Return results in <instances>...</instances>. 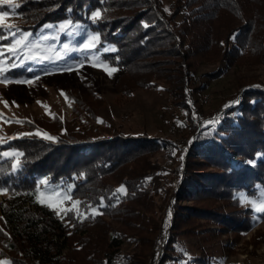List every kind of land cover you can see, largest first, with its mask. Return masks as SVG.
I'll use <instances>...</instances> for the list:
<instances>
[{"label": "trees", "instance_id": "16d2710c", "mask_svg": "<svg viewBox=\"0 0 264 264\" xmlns=\"http://www.w3.org/2000/svg\"><path fill=\"white\" fill-rule=\"evenodd\" d=\"M21 5L34 11L35 31L45 23L71 20L90 33H99L100 56L122 68L121 76L128 80L122 90L119 81L122 85L123 79H118L121 95L128 94L130 86L146 88L163 80L172 104L182 107L187 118L193 110L197 89L193 78L199 63L241 65L248 58L264 63V0H25ZM97 9L103 19L93 23L91 12ZM54 135L55 140L18 137L15 142L21 143L24 154L20 170L13 172L8 162L0 166V187L8 193L0 206L4 233L0 244L9 251L10 260L14 264H69L61 251L65 246L79 254L84 264H113L112 256L123 240L155 252L164 226L154 210L153 196L164 197L167 190L157 180L159 166L151 156L166 144L143 132L112 130L101 136L74 130ZM234 157L243 163L234 167ZM204 166L216 170H199ZM174 173L180 177L175 192L179 200L193 192L199 196L222 190L231 194L245 189L246 181L250 188L262 184L264 86L244 90L220 121L200 129L185 152L183 167ZM43 178L62 191L71 186L70 201H80L78 209L72 207L65 215L68 207L56 210L41 203L38 181ZM121 185L126 194L117 200L113 193ZM16 197L35 210L15 207ZM101 198L103 207H99ZM90 205L98 212L78 219L77 212L83 215ZM174 209L168 243L183 217L212 218L210 210L196 206L186 208V213L184 208ZM164 253L160 259L166 258ZM120 257L125 264L132 256ZM173 259L182 264L179 258ZM198 259L193 262H203L202 257Z\"/></svg>", "mask_w": 264, "mask_h": 264}, {"label": "rangeland", "instance_id": "374dc122", "mask_svg": "<svg viewBox=\"0 0 264 264\" xmlns=\"http://www.w3.org/2000/svg\"><path fill=\"white\" fill-rule=\"evenodd\" d=\"M23 1L15 0L19 6L15 8V14L6 19L8 23L32 33L30 39L33 41L43 36H56L57 39H49L45 44L60 49L65 43L73 46L83 43L90 33L79 27L74 28L78 35L70 36L66 32H58L56 28L43 27L49 23L35 31L37 17L32 14L34 11L22 8ZM0 8L10 11L9 5ZM64 21L51 25H59ZM0 43L6 44L7 41ZM98 48L96 45L92 50L69 51L64 60L56 63L28 61L23 67L11 69L7 74L8 79L22 80H35L39 76L40 79L31 85L0 82V141H3L0 143V166L8 162L11 167L14 159L5 158L2 153L22 152L19 148L21 143L15 142L19 133L44 137L42 133L46 132L54 137L56 132L71 134L74 130L101 136H106L112 130L130 134L143 132L166 144L151 156V160L159 166L157 180L167 190L164 197L153 196L154 210L162 220L164 229L155 252H150L143 245L123 240L118 247L119 252L114 255L121 259L120 254H131V260L125 264H179L173 259L175 257L182 264H195L193 261L201 257L203 262L199 264H264V212L253 210L247 199L245 203L240 202V197L254 199L258 203L264 200V177L262 184L250 188L251 183L246 181L248 186L245 189H235L231 194L222 190L211 196H199L193 192L179 200L175 192L179 189L180 177L174 173L183 167L185 152L190 149V142L200 129L220 121L224 111L237 102L244 90L264 86V63L255 62L253 58L245 59L241 65L206 60L199 63L193 78V86L197 87L191 104L193 110L187 118L182 107L172 104L163 80L146 88L130 86V90L125 91L129 93L121 95L118 79H123L122 85L119 81L121 89L124 83L129 84L128 80L121 76L122 68L102 59ZM104 64L117 70L109 76ZM68 67L73 70H62ZM29 68L32 71H28ZM209 73L215 75L210 76ZM88 112H92L91 116ZM18 120L25 122L18 123ZM37 132L41 134L36 135ZM231 163L238 167L243 161L234 157ZM199 170L216 169L204 166ZM52 189L62 191L48 183L46 186L40 185L39 194L43 192L48 195ZM7 196L8 193L0 192V206L5 204ZM21 200L20 197L13 199L15 207L35 210L32 204ZM43 203L56 210L77 208L72 201L63 198H59V202L45 199ZM176 206L184 208L185 213L189 206L208 209L212 218L192 217V214L183 217L176 225V233L171 235V243H168ZM229 215L235 219L228 218ZM3 234L0 220V238ZM166 243L169 246L163 250ZM1 247L0 244V260L10 259L7 254L9 251ZM61 251L69 264L85 263L79 254L65 246H62ZM163 252L166 258L160 259ZM73 256L80 258L74 262Z\"/></svg>", "mask_w": 264, "mask_h": 264}, {"label": "snow or ice", "instance_id": "6c2138e0", "mask_svg": "<svg viewBox=\"0 0 264 264\" xmlns=\"http://www.w3.org/2000/svg\"><path fill=\"white\" fill-rule=\"evenodd\" d=\"M2 5H9L10 11H5L3 8H0V41H7L6 44L0 43V82L3 83H18V84H33L35 83V80H39L40 77H35V80H22V79H8L7 74L11 71V69L17 68V67H23L28 61H34L37 63H56L58 61L64 60L67 56V53L69 51H83V50H92L96 47V45L100 41V34L99 33H88L86 38L84 39L83 43L73 46L69 43H65L62 48L57 49L53 45L45 44V41L52 39H57L56 36H43L42 38H37V40L33 41L30 39L32 36V33L22 30L18 25L11 24L7 22V17H9L11 14H15V8L19 5L15 2V0H0V6ZM90 19L93 23H97L100 20L103 19L102 11L100 9H97L93 12H91ZM145 27H148L147 24L144 25ZM44 28H56L58 32H66L68 35H78V32L74 31L75 29L79 28V24L71 21L66 20L64 22H61L59 25H51L46 24L43 26ZM115 51V49H113ZM8 65L5 67V65ZM93 66H97L96 64H93ZM104 70L108 73L109 76L112 75L113 72H115L117 69L114 67H111V65L104 64L103 65ZM63 71H72L73 69L71 67L62 69ZM28 71H32L31 68L28 69ZM62 94L63 91L61 90ZM67 99V97H66ZM38 103H42L39 102ZM45 107H47L45 105ZM53 115V118H55V115ZM2 116V114H0ZM18 123H24L25 121H16ZM40 132H37L36 135H40ZM43 136L48 140H55V137H52L48 133L44 132L42 133ZM32 133H19L17 136L24 137V136H30ZM15 138V137H13ZM0 143H3V141H0ZM23 153L19 151L14 152H4L2 153V156L12 157L13 162L11 164V169L13 172L19 171L22 166V158ZM252 163V162H249ZM49 183L48 178H43L39 181L40 185L46 186ZM7 189L0 188V192H5ZM121 194H126V189L123 185H121L113 195L119 199V196ZM38 200L43 203L45 199H48L50 201L55 200L59 202V198L72 200L71 196V186H69L66 190L57 192L55 189L50 190V194L45 195V193L41 192L38 195ZM247 199V202L250 203L253 207V210L257 212H264V200H261L259 203L254 199H249L247 197H240V202L245 203ZM103 198H101V204L99 207H103ZM81 204L80 201H74V205L79 207ZM72 208H68L65 210V215L69 212H72ZM98 208L89 206V211H86L83 215H81L79 212H77V218L78 219H85L88 218L91 213H97ZM59 214V213H58ZM0 264H14L13 261L10 259H3L0 260Z\"/></svg>", "mask_w": 264, "mask_h": 264}, {"label": "built area", "instance_id": "2783aa9c", "mask_svg": "<svg viewBox=\"0 0 264 264\" xmlns=\"http://www.w3.org/2000/svg\"><path fill=\"white\" fill-rule=\"evenodd\" d=\"M112 263L113 264H122V261L120 258H118L117 256H112V259H111Z\"/></svg>", "mask_w": 264, "mask_h": 264}]
</instances>
